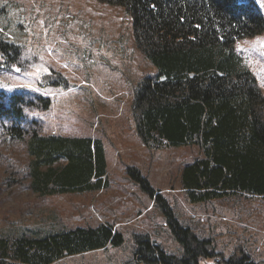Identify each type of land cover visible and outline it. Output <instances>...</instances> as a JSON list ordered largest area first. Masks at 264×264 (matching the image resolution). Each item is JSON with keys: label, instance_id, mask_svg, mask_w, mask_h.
Returning <instances> with one entry per match:
<instances>
[{"label": "trees", "instance_id": "1", "mask_svg": "<svg viewBox=\"0 0 264 264\" xmlns=\"http://www.w3.org/2000/svg\"><path fill=\"white\" fill-rule=\"evenodd\" d=\"M100 1L127 9L138 46L157 69L134 95L133 115L143 144L153 149L197 145L201 150L202 156L182 170L189 201L206 204L238 195L264 198V93L234 47L240 39L264 34V11L258 3ZM0 52L2 68L23 56L20 46L4 41ZM41 77L40 87L70 88L68 79L57 71ZM51 107V96L35 90L0 92V146L9 153L15 145L21 146L28 186L41 196L102 189L108 178L103 142L91 135L54 131L48 119ZM132 175L161 208L182 249L180 255L169 253L151 235L135 233L134 263L201 264L219 257L211 240L179 220L166 196L138 170ZM14 231L0 235V264H53L124 243V235L108 223L41 237ZM218 259L216 264H259L247 254Z\"/></svg>", "mask_w": 264, "mask_h": 264}, {"label": "rangeland", "instance_id": "2", "mask_svg": "<svg viewBox=\"0 0 264 264\" xmlns=\"http://www.w3.org/2000/svg\"><path fill=\"white\" fill-rule=\"evenodd\" d=\"M255 1L264 11V1ZM0 41L20 46L23 55L13 66L0 67V92L33 89L50 95L53 130L100 139L108 173L107 185L100 190L41 196L28 186L21 146L12 147L11 153L0 146L1 236L25 230L41 237L108 223L124 235L123 245L53 264H136L135 233L149 234L167 252L180 255V244L161 208L132 175L136 169L166 196L184 225L212 241L219 257L247 254L264 264V198L238 195L191 203L181 175L187 163L202 156L200 148L153 149L137 133L135 91L157 69L138 46L133 18L125 7L100 0H0ZM234 47L264 93V34L240 39ZM53 71L68 79L69 89L38 85L42 75ZM218 258L201 264H216Z\"/></svg>", "mask_w": 264, "mask_h": 264}]
</instances>
